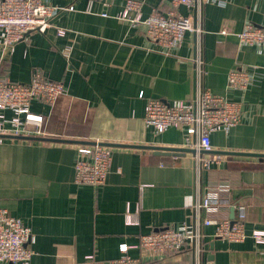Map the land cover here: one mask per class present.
<instances>
[{"label": "crops", "instance_id": "1", "mask_svg": "<svg viewBox=\"0 0 264 264\" xmlns=\"http://www.w3.org/2000/svg\"><path fill=\"white\" fill-rule=\"evenodd\" d=\"M46 1L73 9L59 11L45 32L18 41L9 59L0 50L1 75L28 82L38 70L66 87L53 105H31L44 117L43 135L0 142V207L35 237L28 263L0 264H106L121 255L123 243L134 264H264V243L250 236L264 228V157L247 155L264 154V45H243L235 36L246 22L264 25V0H208L196 10L141 0L142 17L173 10L191 13L200 26L199 34L187 31L181 46L168 51L149 41L142 26L116 17L125 0ZM56 27L65 34L58 36ZM195 57L202 59V84L241 107L240 122L212 132V150L202 155L244 153L222 154L221 163L200 172L191 152L155 155L127 146L184 147L183 129L155 133L145 125V105L151 98L192 99ZM235 68L250 75L245 90L227 84ZM73 140L113 144L104 184L74 182L75 146L82 143ZM203 196L210 200L203 215L212 218L234 220L237 205L244 206L243 241L216 238L209 225L195 248L158 255L137 246L152 229L191 226L192 204ZM126 212L135 223H126Z\"/></svg>", "mask_w": 264, "mask_h": 264}, {"label": "built area", "instance_id": "2", "mask_svg": "<svg viewBox=\"0 0 264 264\" xmlns=\"http://www.w3.org/2000/svg\"><path fill=\"white\" fill-rule=\"evenodd\" d=\"M208 0H170L173 6L184 5L196 10ZM141 0H125L124 8L117 18L132 26H142L146 38L167 51L181 46L187 31L201 32L191 13L181 15L169 10L166 13L153 10L148 16H141ZM72 10L73 5L60 7L46 0H0V50L3 59L11 57L13 46L31 33L45 32L52 26V18L61 10ZM133 13V15H131ZM195 13V12H194ZM58 36L66 32L56 27ZM225 32V30H222ZM238 43L243 45H264V25L244 23L235 33ZM196 88L192 99L162 100L151 98L146 102L144 123L155 133L170 127L183 129L186 134L184 147L195 150L196 171L211 168L223 160L220 153L205 157L212 146L209 136L214 131L227 132L241 119V107L236 101L211 92L202 84L204 68L201 58L195 57ZM250 83L249 73L235 68L227 74V84L235 89L245 90ZM66 92L61 80H54L38 70H33L28 82H16L0 74V142L4 136L43 135L44 117L31 109L33 102L53 105L55 100ZM74 182L80 185L100 186L104 184L109 171L112 150L110 146L95 142L75 146ZM208 196L196 198L192 204L193 224L187 226H163L141 234L137 246L154 254L165 255L185 247H198L203 237L202 227L212 225L213 236L230 242H241L247 234L244 230V206L237 205V218H212L204 216L209 207ZM127 224L136 222V216L126 212ZM250 236L257 243H264V228H255ZM34 234L29 226L19 218L0 207V263H28L35 254ZM128 245H120L121 255L106 264H134L135 260L127 254ZM88 260L92 256L87 257ZM209 264V263H204Z\"/></svg>", "mask_w": 264, "mask_h": 264}, {"label": "water", "instance_id": "3", "mask_svg": "<svg viewBox=\"0 0 264 264\" xmlns=\"http://www.w3.org/2000/svg\"><path fill=\"white\" fill-rule=\"evenodd\" d=\"M15 138H30V137H26V136H14ZM35 139H44V138H35ZM48 139V138H45ZM56 140V139H55ZM74 142H79L82 144H94L95 142H91V141H79V140H73ZM101 144L107 145V146H112L113 144L110 143H102L99 142ZM127 145V144H125ZM127 146H132V147H138V148H148V149H152L153 153L155 155H173V156H179V155H184L186 152H191L192 154L195 153V150L193 148H189V147H178V146H142V145H127ZM218 152V151H217ZM218 153L220 154H229V153H234V154H244L243 152H228V151H219ZM257 155L258 157H264V154H253V153H247V155Z\"/></svg>", "mask_w": 264, "mask_h": 264}, {"label": "trees", "instance_id": "4", "mask_svg": "<svg viewBox=\"0 0 264 264\" xmlns=\"http://www.w3.org/2000/svg\"><path fill=\"white\" fill-rule=\"evenodd\" d=\"M206 153H207V152H206ZM206 153H205V154H206Z\"/></svg>", "mask_w": 264, "mask_h": 264}]
</instances>
